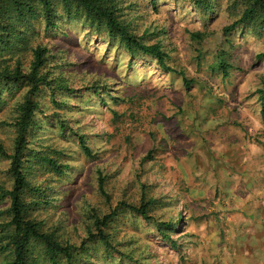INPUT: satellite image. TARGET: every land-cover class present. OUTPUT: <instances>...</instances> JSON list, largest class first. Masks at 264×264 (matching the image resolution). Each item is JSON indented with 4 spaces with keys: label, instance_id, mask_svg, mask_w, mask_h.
Segmentation results:
<instances>
[{
    "label": "rangeland",
    "instance_id": "rangeland-1",
    "mask_svg": "<svg viewBox=\"0 0 264 264\" xmlns=\"http://www.w3.org/2000/svg\"><path fill=\"white\" fill-rule=\"evenodd\" d=\"M154 1L157 11L151 0L120 7L134 35L162 46L167 69L60 15L56 29L32 22L30 42L15 38L18 48L0 54V70L26 76L31 49L46 50L45 84L30 96L37 125L27 137L36 157L25 164V201L35 202L29 218L62 243H85L75 264H264V31L238 24L223 34L243 9L237 0L207 10L191 0ZM30 87L0 79L7 155ZM9 163L0 154V187L8 190ZM142 200L151 221L125 207ZM8 208L1 199L0 212ZM111 213L106 248L90 234L93 215ZM6 222L1 215L0 226ZM8 259L0 255V264Z\"/></svg>",
    "mask_w": 264,
    "mask_h": 264
},
{
    "label": "trees",
    "instance_id": "trees-1",
    "mask_svg": "<svg viewBox=\"0 0 264 264\" xmlns=\"http://www.w3.org/2000/svg\"><path fill=\"white\" fill-rule=\"evenodd\" d=\"M197 7L210 9L217 0H191ZM243 9L238 15L237 21L223 28V34L229 35L238 24H247L264 31V0H237ZM154 11H157L156 2L151 0ZM120 0H0V54L3 51L13 52L18 48L15 38L30 42L33 35V23L43 24L45 30L56 29L58 15L66 19L83 20L88 26L105 32L113 40H116L130 54H141L153 58L160 68L165 66L166 55L159 43L146 44L140 37L134 35L130 22L126 21V15L122 13ZM192 38L200 40V35L192 34ZM46 50L40 46L31 49L32 60L28 74L21 75L16 69L13 72L7 69L0 70V79L7 85L18 86L19 82L28 83L31 87L22 103L18 105V116L13 124L15 139L13 154L7 155L0 146V154L10 161L9 176L12 180L10 190L0 187V200L9 201V208L1 215L7 217L6 225L0 226V255L9 257L5 264H75V261L85 253V243L80 247L58 241L51 234L42 231V224L29 218V212L35 206V202L25 201V193L31 191L30 183L26 178V163H35L34 156L27 152V137L30 130L36 127L33 120L37 104L31 100L39 92L40 85L44 81V75L40 74L46 62ZM2 61L0 57V62ZM222 73L226 76L227 65L222 64ZM184 85L189 83L183 78ZM10 91L9 89H7ZM3 91L0 90V96ZM259 100L264 105V83L258 90ZM38 161L48 164L56 171L58 169L53 160L40 157ZM98 189L100 194L107 199L103 181L99 179ZM37 191V189H35ZM42 202L36 203L40 206ZM133 213H137L144 220L151 221L148 215L149 203L142 200L139 207L125 206ZM115 213L98 217L93 215L97 234H90V238L98 239V242L109 248V239L103 229H106ZM162 223L159 225L161 226ZM167 226V225H163ZM162 234V233H160ZM168 238L166 235H162Z\"/></svg>",
    "mask_w": 264,
    "mask_h": 264
}]
</instances>
